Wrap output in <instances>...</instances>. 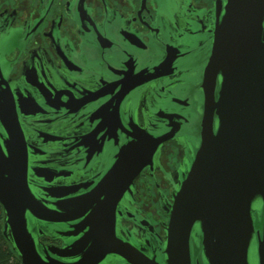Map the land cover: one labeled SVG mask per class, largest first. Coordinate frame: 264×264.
Instances as JSON below:
<instances>
[{"label": "flooded vegetation", "instance_id": "flooded-vegetation-1", "mask_svg": "<svg viewBox=\"0 0 264 264\" xmlns=\"http://www.w3.org/2000/svg\"><path fill=\"white\" fill-rule=\"evenodd\" d=\"M227 1L0 0V162L6 118L16 116L28 187L49 211L27 212L42 256L85 237L88 206L113 189L122 192L116 236L161 256L168 209L200 141L203 72ZM153 138L152 156L125 183ZM132 142L141 156H127ZM70 203L73 213L51 212ZM99 264L125 263L107 255Z\"/></svg>", "mask_w": 264, "mask_h": 264}, {"label": "water", "instance_id": "water-1", "mask_svg": "<svg viewBox=\"0 0 264 264\" xmlns=\"http://www.w3.org/2000/svg\"><path fill=\"white\" fill-rule=\"evenodd\" d=\"M226 7L222 22L214 28L203 72L200 141L168 209L161 256L148 255L116 236L115 207L122 194L116 189L102 198L94 195L98 202L88 206L85 218L90 229L85 237L71 249L47 246L42 256L27 215L45 219L49 211L28 187L18 119L6 118L9 156L0 162V203L4 233L23 264H99L107 255L125 264H264V42L259 36L264 0H228ZM159 141L143 139L147 151L143 156L135 153L137 142L129 144L127 156L141 159L129 163L125 183L146 165ZM77 207L57 204L51 212L73 213L67 209ZM82 209L79 216L87 212L86 206ZM251 248L255 263L249 261ZM48 252L80 258L64 262Z\"/></svg>", "mask_w": 264, "mask_h": 264}, {"label": "trees", "instance_id": "trees-1", "mask_svg": "<svg viewBox=\"0 0 264 264\" xmlns=\"http://www.w3.org/2000/svg\"><path fill=\"white\" fill-rule=\"evenodd\" d=\"M4 209L0 203V264H23L11 238L4 233Z\"/></svg>", "mask_w": 264, "mask_h": 264}, {"label": "rangeland", "instance_id": "rangeland-1", "mask_svg": "<svg viewBox=\"0 0 264 264\" xmlns=\"http://www.w3.org/2000/svg\"><path fill=\"white\" fill-rule=\"evenodd\" d=\"M194 245L196 246V243H195V241H194ZM196 250H195V248H194V250H193V253L194 254H196V252H195ZM254 250H253V248H251L250 249V252H249V261H250V263H255V257H254Z\"/></svg>", "mask_w": 264, "mask_h": 264}]
</instances>
